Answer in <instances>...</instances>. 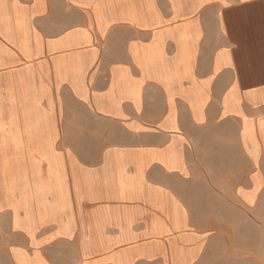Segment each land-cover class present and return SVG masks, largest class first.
<instances>
[{"label":"crops","instance_id":"crops-1","mask_svg":"<svg viewBox=\"0 0 264 264\" xmlns=\"http://www.w3.org/2000/svg\"><path fill=\"white\" fill-rule=\"evenodd\" d=\"M233 199L264 200V0H0V264L224 263L195 216Z\"/></svg>","mask_w":264,"mask_h":264},{"label":"rangeland","instance_id":"rangeland-1","mask_svg":"<svg viewBox=\"0 0 264 264\" xmlns=\"http://www.w3.org/2000/svg\"><path fill=\"white\" fill-rule=\"evenodd\" d=\"M202 202V201H201ZM227 206L223 200H206L200 206L213 207L216 214L206 215L202 213L195 217L199 222L211 221L216 223L231 225V253H226V262L220 264H264V200L256 207H250L245 211L236 209L241 205L235 200H232L231 215L219 214L220 207ZM241 212V213H240ZM218 264V263H217Z\"/></svg>","mask_w":264,"mask_h":264}]
</instances>
